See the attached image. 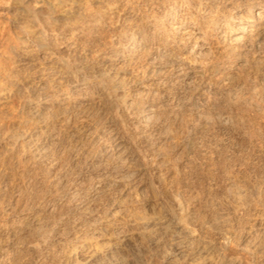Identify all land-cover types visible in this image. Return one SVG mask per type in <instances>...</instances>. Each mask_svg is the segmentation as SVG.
Wrapping results in <instances>:
<instances>
[{
	"label": "rangeland",
	"instance_id": "obj_1",
	"mask_svg": "<svg viewBox=\"0 0 264 264\" xmlns=\"http://www.w3.org/2000/svg\"><path fill=\"white\" fill-rule=\"evenodd\" d=\"M211 1L214 5L209 0H120L105 12L87 3L81 18L60 19L49 27L55 36L49 31L45 42L55 52L53 66L27 60L15 66L16 105L0 129V212L17 221L27 212L48 209L41 212L34 242L17 250L16 264H60L76 226L98 221L112 208L122 186L106 184L96 193L91 175L102 168L139 184L142 198H154L155 220L147 236H133L127 246L146 264H264V246L249 253L245 234L254 202L264 201V63L249 62L252 56L259 59L260 46L247 50L232 42L235 26L244 22L238 17L250 3L256 6L253 14L264 12V0ZM154 20L160 21L155 41L160 54L182 28L189 30L171 58L156 62L161 71L173 69L168 77H156L165 87L145 91L129 115L111 106L118 95L114 87L106 106L80 110L83 100L94 96L96 86L117 67L104 63L110 42L117 40L114 30L130 23L150 28ZM203 31L206 35L201 37ZM71 33L76 34L74 40L69 39ZM146 34L152 38L150 31ZM28 45L38 57L39 47ZM217 45L232 49L242 65L231 81L179 74L191 66L185 54L205 62L225 55L215 50ZM59 61L68 66V91L78 95L68 128L60 122L66 112L59 101H46L35 90L36 77L53 75ZM23 76L31 82L15 84ZM73 78L82 84L76 86ZM158 154L164 162L156 167ZM137 167L147 169V174L141 177ZM232 191L242 198L235 207L230 203Z\"/></svg>",
	"mask_w": 264,
	"mask_h": 264
},
{
	"label": "bare ground",
	"instance_id": "obj_2",
	"mask_svg": "<svg viewBox=\"0 0 264 264\" xmlns=\"http://www.w3.org/2000/svg\"><path fill=\"white\" fill-rule=\"evenodd\" d=\"M119 1L0 0V129L5 126L8 117L12 115L16 105V100L12 93L14 85L12 74L16 68L15 66L19 62L26 60L35 66L36 64L37 66L41 64L54 65L56 59L55 52L47 49L45 42L49 31H52L50 35L55 36L53 30H49L53 22L60 19L70 22L81 18L83 14L81 15L80 10L87 3L105 12L116 8L120 3ZM181 1L187 3L194 2L195 0ZM209 4L214 5V2L209 0ZM255 7V4L250 3L245 11L246 13L244 12L238 17L239 21L244 22L235 26L234 31L236 35L232 39L234 44L243 49L249 50L260 46L259 49L262 50L261 55L259 59L252 56L249 60L252 64L264 63V12L261 10L253 14L252 9ZM159 24V20H154V24L148 28L146 25H140L139 23H130L127 27H117L114 30L117 33V40L115 43L110 42V54L104 58V63L117 67L112 68V75L107 74V78L100 81L96 86L97 90L94 96L83 100V104L79 105L80 110L94 106H106L109 89L114 87L118 95H115L114 99L110 101L111 106H116L122 114L129 115L131 107L140 101V96L145 91L165 87L163 85L165 82H158L156 77L159 75L168 77L173 69L168 68L170 69L169 71H161V69L157 68L156 62L164 58H171L175 54L176 48L184 40L188 39L189 30L187 31L186 29L185 31V28H182L181 34L173 39L172 45L166 46L167 52L160 54L156 50L159 46H155L156 31H158ZM180 24H184V22ZM147 30L151 32L152 38H149V35L146 34ZM200 33L201 37L206 35V31ZM75 37V33L69 35V39L74 40ZM29 42L39 47L40 53L38 57H40V62L36 61L38 57L33 55L34 52L29 48ZM155 47L157 48L155 49ZM214 48L225 55L219 57L217 60L205 62L202 59L196 60L192 54H185L184 60L191 66L186 71L181 68L179 74L185 77L192 74L209 81H222L224 79L231 81L233 76L237 75V71H240L242 67L239 63L240 60H238L237 56H233V50L229 47L222 48L217 45ZM57 64L58 66L55 67L56 71L53 75L45 76L44 74H40L36 77L38 79L35 90L46 101H59L58 105L66 112L60 117V122L64 127L68 128L69 113L72 112L78 95L71 94L66 87L65 78L67 77L68 66L65 61H59ZM82 69L83 65L80 64L78 70L81 71ZM31 80L28 76H23L21 80H16L15 84H27ZM72 81L75 82L76 86L82 84V82H77L75 78ZM134 91L138 92L132 93ZM198 95L205 102L209 99L204 92H199ZM45 104L48 105V103ZM149 111L151 112V110ZM120 151V148H118V152ZM155 157L158 159L160 155H155ZM160 160H157L156 167L163 161ZM135 171L141 177L148 172L144 167H137ZM91 176L92 180L90 181L95 185L96 193L106 184H119L122 188L119 190L118 196L116 195L117 197L113 204L111 203L112 208L107 210L105 214L103 213L104 215L101 218L98 217V221H93L85 226H80L79 223V227L76 226V232L73 235L70 248L68 251L62 253L59 263L146 264L137 256V250L128 251L127 246L131 243L133 236L141 239L147 236V227L155 220L154 212L151 210L155 206L154 198H142L138 191L139 184L135 182L137 185H132L130 180L118 174L114 169H98ZM18 182L21 185L24 184V181L20 178ZM241 200V196L237 192L232 191L231 207L241 204ZM141 205L145 209L150 208V212L144 208V211H141ZM36 210L25 213L17 221H10L9 216L4 211L0 212V264H16L15 256L20 246L24 244L31 245L34 242L37 236V229L42 222L41 212H46L48 209L41 207ZM127 225H129L130 229L126 228ZM224 232L228 234L227 229H224ZM245 234L250 239L246 250L251 254L260 251L264 246V201L257 199L254 202L253 215L247 224ZM186 235L192 241L196 240L192 232L186 231Z\"/></svg>",
	"mask_w": 264,
	"mask_h": 264
}]
</instances>
